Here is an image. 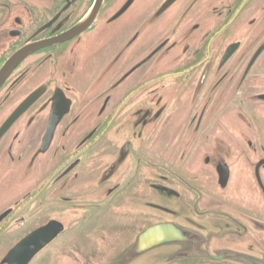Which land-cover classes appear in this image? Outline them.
<instances>
[{"label": "flooded vegetation", "instance_id": "af4514ba", "mask_svg": "<svg viewBox=\"0 0 264 264\" xmlns=\"http://www.w3.org/2000/svg\"><path fill=\"white\" fill-rule=\"evenodd\" d=\"M50 221L264 264V0H0V264Z\"/></svg>", "mask_w": 264, "mask_h": 264}, {"label": "water", "instance_id": "95a60500", "mask_svg": "<svg viewBox=\"0 0 264 264\" xmlns=\"http://www.w3.org/2000/svg\"><path fill=\"white\" fill-rule=\"evenodd\" d=\"M126 8L127 4H124L115 16ZM156 188L163 189L160 186H156ZM172 194H174V191L168 189L167 195L172 196ZM151 203L150 206L155 208L152 211L153 213L171 212L169 208L162 207L160 203ZM258 223L259 227L264 229V222ZM62 230L63 225L58 221H50L38 227L13 246L3 261L8 264H27L38 251ZM127 236L131 238H127ZM193 236L192 231H186L174 223L162 222L144 228H137L135 232L120 235L119 243L116 247H112L111 252L114 255L115 252L120 253V256L102 264H165L178 259L196 257ZM209 254L210 251L206 250L205 256H209ZM105 255L103 259H105ZM221 256L218 255L217 258Z\"/></svg>", "mask_w": 264, "mask_h": 264}, {"label": "rangeland", "instance_id": "374dc122", "mask_svg": "<svg viewBox=\"0 0 264 264\" xmlns=\"http://www.w3.org/2000/svg\"><path fill=\"white\" fill-rule=\"evenodd\" d=\"M127 212V210H126ZM128 214V212H127ZM131 214V213H130ZM55 216L58 218L57 213ZM65 215L61 214L59 219H63ZM73 230V231H72ZM84 230V228H83ZM113 236L112 234H105ZM83 241H87L82 237L80 227L76 229H68L66 225L64 232L60 233L55 237L46 247H44L32 260L31 264H100L110 259H89L85 258L82 252L85 251ZM104 245V243H103ZM117 246L116 244H109L103 249L101 240H97L94 252L98 251L105 253L106 256L111 255L112 247ZM98 247V249H97ZM104 254V255H105ZM101 261V262H100Z\"/></svg>", "mask_w": 264, "mask_h": 264}]
</instances>
